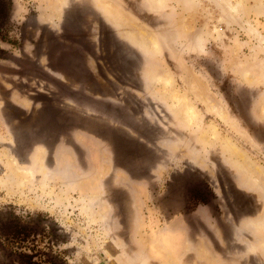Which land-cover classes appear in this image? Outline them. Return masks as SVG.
<instances>
[{"label":"rangeland","instance_id":"obj_1","mask_svg":"<svg viewBox=\"0 0 264 264\" xmlns=\"http://www.w3.org/2000/svg\"><path fill=\"white\" fill-rule=\"evenodd\" d=\"M72 9L84 35L115 33L129 75L87 64ZM6 15L0 233L17 215L30 231L18 250L41 264H264L251 221L264 219V0H12ZM69 55L86 75L48 70ZM40 125L50 149L18 141V127ZM213 196L230 207L221 218Z\"/></svg>","mask_w":264,"mask_h":264},{"label":"flooded vegetation","instance_id":"obj_2","mask_svg":"<svg viewBox=\"0 0 264 264\" xmlns=\"http://www.w3.org/2000/svg\"><path fill=\"white\" fill-rule=\"evenodd\" d=\"M79 13H80V11H79ZM79 13L75 9L70 10V12H68V14H66L65 26H66L68 32L70 30L76 34H79V37H81L83 39L84 50L86 52L85 55H87L85 58V60L87 61V64L90 63V61H88V59L92 60V62L97 65L96 68L102 72V76H104V74H105V77L108 76V74H110V75H118V74L129 75V73H130L129 69L130 68L129 69L128 68L122 69V68L117 67V63L119 62V58H118V55L115 51L117 41H113V39L115 38V35H114L115 33H112V31L110 32L107 30L106 31L102 30V36H100L98 38V41L94 37H91V36H90L91 37V39H90V37H88V35L87 36L84 35V30L87 29V26H84V21H86V20L82 19L81 16L79 15ZM78 61H80V64L82 63L81 60L77 59L74 56H71V55L66 56L63 63H65L67 65V67L64 69H60V68L55 67V62H53V60L52 61L49 60V63L51 64V68H49L48 70L59 73V74L77 75V73H80L82 75H86L85 61L83 60L84 66L80 65L78 63ZM101 64H104V66H101ZM70 83L72 84L71 79H70ZM80 85L86 87V84H80ZM88 86H90V89L93 91H97L100 89H101L100 91H102V90L114 91L115 87H116V85L113 84L111 81L108 84L103 85V86H101L97 82L93 81ZM98 96H101V95H98ZM101 97H103V96H101ZM40 117H41V119L42 118L45 119L44 116H40ZM42 128H44V127L41 125L38 127H35V128L33 127V129H30V130L27 128L18 127L16 129L17 139L23 145L26 143L33 142L35 147H37V145H44V147H48L50 149L53 139L52 138H50V139L45 138L46 136L49 135V132L48 131L44 132V130ZM84 131H85V129H84ZM58 143L59 142H57L56 145ZM127 166H128L127 171H130V169H129L130 163ZM190 198L194 199L196 201H200L204 204H209L208 198H206V196H204V195H199L197 190L192 191ZM212 199L218 203L219 209H221L222 211L224 209V212L222 214L220 213V211L218 212L220 218L223 217L226 214L225 212L227 211V209H230L229 205H227L226 197H218V196L214 197L213 196ZM222 203H224V205H221ZM212 209H214V208H212ZM241 209L242 208H239V211H237L238 213L233 211L234 217H236L237 214H241L240 213ZM233 210H236L235 207ZM196 213H197V211H193V213H191V214L196 215ZM239 220H241V218ZM239 223H240V221H239ZM204 230L206 231V233L208 235H211V236L215 235V232L210 228H206ZM218 230L223 231V228H218ZM215 237H216V235H215Z\"/></svg>","mask_w":264,"mask_h":264},{"label":"trees","instance_id":"obj_3","mask_svg":"<svg viewBox=\"0 0 264 264\" xmlns=\"http://www.w3.org/2000/svg\"><path fill=\"white\" fill-rule=\"evenodd\" d=\"M10 2L12 3L11 0H0V24L7 16L6 14L11 5ZM2 224H5V226L4 229H1L0 244L2 247V242H5L4 245L10 246V253L15 255V258L11 259V264H41L34 260L35 253H23L18 250L22 242L26 240V237H29L30 232L29 230L25 231V229H23V226L19 221V217L17 215H13L12 218L6 221V223ZM2 234H4V236H2Z\"/></svg>","mask_w":264,"mask_h":264},{"label":"crops","instance_id":"obj_4","mask_svg":"<svg viewBox=\"0 0 264 264\" xmlns=\"http://www.w3.org/2000/svg\"><path fill=\"white\" fill-rule=\"evenodd\" d=\"M153 1H155V3H156V5H158L159 3H162L163 2V0H153ZM95 4L97 5V7H99V8H102L103 7V5L101 4V3H99V1L98 2H95ZM107 7H110V4H107ZM108 9H110V8H108ZM107 9V10H108ZM113 11L115 12V10L113 9ZM107 18H108V20H109V22L116 28V29H118V31L119 32H121V29H119V27H120V21L116 18V16L114 15V14H112V13H107ZM122 24H123V21H122ZM126 24H127V22L126 21H124V25L126 26ZM123 35H125V37L126 36H128L127 35V33H125V32H121ZM146 42V41H145ZM146 43H149L148 41L146 42ZM150 44L152 45L153 43L152 42H150ZM258 218V217H257ZM251 221H253V223H254V225H255V227H257V228H260V229H263L264 228V219H261L260 221H258V219H256V220H251ZM264 230V229H263ZM173 232V231H172ZM171 231L170 232H168V233H166L167 235H174V236H176V235H180V232L178 233L177 231V233L175 234V233H172Z\"/></svg>","mask_w":264,"mask_h":264},{"label":"bare ground","instance_id":"obj_5","mask_svg":"<svg viewBox=\"0 0 264 264\" xmlns=\"http://www.w3.org/2000/svg\"><path fill=\"white\" fill-rule=\"evenodd\" d=\"M123 25V24H122ZM146 42H147V40H146ZM153 43V42H152ZM156 45V44H155ZM162 78V77H161ZM180 97V96H179ZM181 99V98H180ZM185 101V100H184ZM187 107V106H186ZM216 107V106H215ZM192 108V107H191ZM189 113H192L193 114V112H192V110L190 111V112H187V114H189ZM195 113V112H194ZM185 114H186V112H185ZM193 115H195V114H193ZM221 115V114H220ZM188 116V115H187ZM224 118V117H223Z\"/></svg>","mask_w":264,"mask_h":264}]
</instances>
